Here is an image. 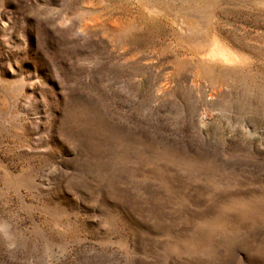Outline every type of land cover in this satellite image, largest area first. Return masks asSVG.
<instances>
[{"label": "rangeland", "instance_id": "374dc122", "mask_svg": "<svg viewBox=\"0 0 264 264\" xmlns=\"http://www.w3.org/2000/svg\"><path fill=\"white\" fill-rule=\"evenodd\" d=\"M0 264H264V0H0Z\"/></svg>", "mask_w": 264, "mask_h": 264}, {"label": "bare ground", "instance_id": "6f19581e", "mask_svg": "<svg viewBox=\"0 0 264 264\" xmlns=\"http://www.w3.org/2000/svg\"><path fill=\"white\" fill-rule=\"evenodd\" d=\"M210 45L208 51L204 54L208 62L230 65L239 62L242 59L241 54L231 47L221 43L218 39L213 40Z\"/></svg>", "mask_w": 264, "mask_h": 264}]
</instances>
